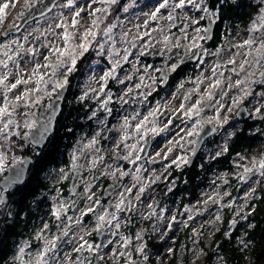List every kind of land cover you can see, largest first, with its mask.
Wrapping results in <instances>:
<instances>
[{"label":"flooded vegetation","instance_id":"1","mask_svg":"<svg viewBox=\"0 0 264 264\" xmlns=\"http://www.w3.org/2000/svg\"><path fill=\"white\" fill-rule=\"evenodd\" d=\"M4 0H0V2H3ZM9 1V0H8ZM6 0V2H8ZM61 0H58L53 9L46 13L43 16L38 17L37 19L30 21L21 28L20 31L14 32V29L18 27L20 19H16L19 12L24 11L25 13L29 10L23 9V3L20 1V3L17 4L16 8H10L8 18L5 21L2 28H0V33H5L3 36H0V42L7 43L10 40H17L20 41L21 44L28 43L29 45L35 41H37L39 38L43 36L49 35V29L44 28L43 31L38 29V26L40 25V22L46 21L50 18V16L54 13L57 6L60 4ZM238 1L243 0H213V4H216L217 7H219V14L218 18L214 19V23H210L208 19L200 21V27L209 29L207 33V39L202 40L201 42H198L201 44L202 49H206L209 53H212L216 50V48L224 49L222 60H220L218 57L214 55H204V52L201 50H194L197 52V54L194 56V61H186L182 62V58L185 55H188L190 53L186 52L185 45L187 43H191V40H184L182 44H179V47H176V36L177 33H180L182 35L192 37L195 35L194 31H191L186 28V31H181V29L184 27V22L181 20L170 22L169 25L168 22L164 19H161L159 21H149L148 24L145 26L142 22L136 23L137 29L139 30L140 35L134 39L131 40L130 36H127V39H122V50L117 51L116 49L113 50V55L110 56L109 53L107 58L99 55L94 56L91 53L88 54L85 53V56H83L76 65L75 72L72 75H69L68 77V84H67V91L63 98V102L61 105V110L59 115L57 116L54 132L49 137L47 144L42 147L38 148L33 145L25 146L24 151L21 152V159L16 161L15 163H11L12 165H18L25 160V158H31V164L29 171L26 175L25 181L22 185H16L13 184L8 190L10 192H14L16 188H20L24 186L28 179L30 178V175L33 173L34 167L38 163V160L40 159V155L44 154L48 148L50 147V144L52 142H55L59 136H61V124L64 120L69 119V121L74 120L78 127L75 131V135L73 139H68L66 146L67 150L65 153V160L64 162H69V159L67 157V153L72 151L78 144V138L80 137V133H82V136H91L94 137L97 141L94 145H90L88 148H84L81 152V156L84 151H86L85 160L83 163V169L86 171H89V175L85 178L83 181L82 179L78 180L77 184L74 188H71V182H72V176L68 179H65L61 183H58L56 180L55 188L50 187L48 184L45 188H42L39 190L40 197L42 199V206L43 209L41 210L42 217H40L39 222L37 223V220L33 224V230L31 231L30 235L23 239L22 241L29 242L31 247L30 249H27V257L28 259L31 257H34L35 253L41 248V242L36 240L35 237L37 233L42 228V225L44 223H47L49 225V232L47 235L49 237L53 235H60L63 231L64 225L71 224V230L69 232V236L66 238H63L60 241V259L63 260L65 254L72 253V249L76 246V240L75 237L79 235L78 230L80 225H75L74 220L77 217V214L80 213L81 209L84 207L87 199V195L92 194L93 200L99 199L100 204L94 206L96 209V212H103L105 208H108L109 212L114 211L113 207H110V205H114L116 203V197L119 195L120 191H123L124 188L131 187L129 186L130 181V175L123 177L122 179H109L108 177H105V172L109 170V166H111L114 162V158L111 157L112 150L115 151V149H111L116 144L121 143V138L124 137L125 131L123 129H115L116 126H118L120 123H122L125 118L128 120H132L133 117L135 118H141L142 115H147L148 113L159 107V112H157V115L155 119L157 120L158 125L163 126L167 123L169 119L172 120V124L170 126L176 125L178 122L184 120L182 119V116H180V113L177 112L174 109L172 98H178L186 91L190 90L191 84L193 82V76L194 71L200 72L204 71L202 66H206L208 62L216 64L217 62H222L227 54H229L232 51V48L230 45L226 44V37L227 31L234 30V28L229 27L230 18L223 16L221 19V6L224 4H237ZM246 1V0H245ZM254 1V0H251ZM250 0H247L248 3H253ZM11 2V0L9 1ZM38 2V0H37ZM129 0H118V4L115 5L117 9H122L125 5H127ZM212 0H208L207 4L211 5ZM255 5H262L259 0H256ZM12 3V2H11ZM135 3L139 5L141 2L140 0H135ZM253 4V6H255ZM134 7V5H133ZM192 8L191 6H188ZM113 8V7H112ZM256 9V6H255ZM111 10V9H110ZM109 10L108 15L105 17L104 22L100 25L101 30L107 26L109 23L113 22L114 19V13ZM255 12V10H254ZM252 17V16H251ZM250 17V19H251ZM23 18V17H22ZM136 18V17H135ZM134 17H129L128 21L125 23H129L131 20L135 19ZM111 19V20H110ZM249 19V20H250ZM248 20V21H249ZM167 24V25H166ZM171 24H175L174 27L171 26ZM9 25H14L11 29H9ZM154 26L155 28V34H161L162 28L168 26V28L165 30V37L169 39L172 37L174 44L169 47L165 48L160 43L158 44L156 41L150 40L146 45L143 44V41H146L150 37L143 36L142 32H146L148 28H151ZM124 25L120 26L117 25L116 28L113 29L112 32V38H120L119 32L122 30ZM152 29V28H151ZM239 30L241 28H238ZM7 30V31H6ZM237 30V29H236ZM169 34V35H168ZM203 35V33H201ZM151 35V34H149ZM163 36V35H162ZM24 37H27V40L24 41ZM99 38H106L103 36H98ZM139 37H143V39H139ZM165 37H163V43L165 40ZM129 39L131 41H129ZM135 43V47L132 46V44ZM144 45V46H143ZM15 48V47H14ZM125 49L127 50L128 59L127 61H124L121 59L125 55ZM26 50V49H25ZM157 50V52L153 51ZM118 53L119 55H115ZM143 53V54H141ZM23 54H27L26 51H21L19 53L9 52V55H12L15 57V60L18 59L19 56H22ZM29 57H35L36 53L27 54ZM0 57H4V60L7 59L0 51ZM201 57H203V63L200 62ZM120 59V66L117 68L116 77L114 79L110 78L105 85V94L108 93L109 96V102L104 104L103 106L99 105L98 98L101 96L99 93L96 94V96L87 95L85 96L82 101L80 100L81 96H84V94L88 90L89 82H90V74L91 73H98L95 77L92 78V81L95 82L96 80L99 81V77L103 74L104 71H107L112 66V61ZM3 60V59H1ZM13 62V61H9ZM81 62H84V64H87L90 62L89 66H85L84 68L81 67ZM97 64V66H95ZM171 64H177L178 67L175 71H171L170 65ZM98 68V69H97ZM95 69V71H94ZM157 69L160 70H167V74L162 77V74L160 71H157ZM149 71H152L153 76L151 77V80L148 81V74ZM130 77V79H129ZM141 77H143V80H141ZM96 79V80H95ZM146 79V82L144 80ZM120 80H123L124 83H119ZM136 85H140L139 88L136 87ZM131 89V91H128ZM128 93L125 95V93ZM221 89L217 88L215 91V95H220ZM100 95V96H99ZM139 95V97H137ZM57 96L56 93H53L51 98H48V102L46 105H41L39 107V111L41 108L44 110H49L51 108L52 100ZM251 97L246 98L244 103H241L239 106L246 108L247 112L250 114V117L243 121H249L251 116L253 115L252 110L249 107L250 99ZM167 97V100L164 98ZM220 97V96H219ZM101 98V97H100ZM138 100V101H136ZM126 101V102H125ZM70 108H73L75 111L74 113H71L72 116H69ZM239 108V109H240ZM238 109V110H239ZM233 113L235 112L236 116L238 117V110L234 109ZM93 113H95V116L93 117ZM39 114V113H38ZM139 114V115H137ZM163 114V115H161ZM96 120V121H95ZM238 120L239 117H238ZM242 121V120H240ZM95 122V123H94ZM246 123V122H245ZM74 125V124H73ZM73 125H68L70 128L69 130H73ZM76 126V125H75ZM68 130V131H69ZM217 132V131H216ZM216 132L210 136L204 143V145H207L211 142V139L214 137ZM99 133V135H97ZM150 137L149 140H154L155 142L150 147L148 154L145 159L143 160H137L138 163H145L149 160V157L153 153V149L157 147L158 144L161 143V139L158 135H153L151 133L148 134ZM26 142V141H25ZM146 138L144 140L143 146H141V152L143 147L145 146ZM25 144V143H24ZM121 145V144H120ZM202 146V148H203ZM200 149L199 154L197 157L193 160L192 164L188 166V163L180 166L177 168L176 165L168 164V162H172L174 160L172 157H167L165 159V162H161L164 165V169H167L170 171H175L178 173L179 171H183V169L191 168L199 161V156H201ZM38 154H37V153ZM177 151H173L172 155H175ZM37 156H35V154ZM178 153V152H177ZM193 152H188L187 149L184 151V155L187 157H191ZM141 154V153H140ZM81 156L77 159L81 158ZM140 156V155H138ZM101 158L102 161H101ZM172 158V159H171ZM97 161L96 166L92 167V162ZM166 165V166H165ZM162 167V166H161ZM96 169V172L93 177V171ZM121 170H127L128 169V163H122L120 166ZM7 174V172H6ZM4 175V177L6 176ZM73 174V172H72ZM167 175V173H166ZM3 177V178H4ZM178 177V176H177ZM2 180V179H1ZM142 183V182H141ZM119 184V189L110 187L111 185ZM137 185V190L140 186V182L135 183ZM159 186V185H158ZM85 187H90V191L86 193L84 191ZM113 189V190H112ZM7 190V191H8ZM112 190V191H111ZM136 189H133V193L137 191ZM3 191V190H2ZM111 191L110 195L108 197H105V192ZM146 192L144 191L142 193V199L138 201L139 203L137 206L132 209L131 211H125L117 213L118 217H123V219H120V231L116 235H111L110 230L105 227L103 230L102 235H98L97 233L93 232L91 236H88L89 242L93 244H107L108 240H112L113 244L109 245L107 248H102L99 250V254L104 256V264H112V261L109 259L111 256L112 250H118V251H124L123 249L119 248V236H128L131 238V245L128 248L129 252L133 253L134 259H139L134 251L135 245L137 241H135V234L137 232H142V235L144 237V242L147 244L146 250L148 251V242L149 241V226L147 224V219H143V215H139L137 211H139V207L143 205V202L146 197ZM127 195V194H126ZM155 195V194H154ZM55 199H52V198ZM132 198V196L129 197V200ZM129 200L125 201V204L129 203ZM53 201V205L50 203ZM73 201H75V205H73ZM64 203L66 206L65 212L61 213V219L56 220L54 216H52V211L54 208H58L60 203ZM143 210V208H142ZM49 213V215L46 217V214ZM92 214L95 216L96 213H89L83 218V221H85L86 224L92 225L95 221V218L92 216ZM73 217V221L70 222L67 218ZM60 225V228L58 229L56 225ZM114 231V230H113ZM81 235V234H80ZM25 240V241H24ZM71 240L72 243H69L68 241ZM117 240V243L115 242ZM110 250L109 256L105 254V250ZM74 259L85 261L86 264H89V261H91V264H94V259L96 255L93 253H79V254H73ZM84 262V263H85ZM120 264H124L123 259L120 260ZM150 264H156V258L150 257Z\"/></svg>","mask_w":264,"mask_h":264},{"label":"rangeland","instance_id":"2","mask_svg":"<svg viewBox=\"0 0 264 264\" xmlns=\"http://www.w3.org/2000/svg\"><path fill=\"white\" fill-rule=\"evenodd\" d=\"M8 1V0H7ZM10 1V0H9ZM8 1V2H9ZM22 1V0H20ZM39 1V0H38ZM139 1V0H138ZM208 0H205V3L207 4ZM235 1V0H234ZM247 1V0H246ZM251 1V0H250ZM3 2H6L4 0ZM12 3H17V0H11ZM64 0L60 1V4L63 3ZM140 4L137 5L135 3V0H129V3H132L134 7L130 8L127 13H125L122 9H117L115 6H112L113 8H110L109 10L113 12L114 19L113 22L116 25H124L122 30L119 32V37L120 38H112L109 40L104 47V53L102 56L106 57L108 56L107 53H109V50H117L120 51L122 50L123 44H122V35L123 33H128L130 36L131 40H134V38H137L141 32L137 29L136 23L139 22L138 19H140V22H144V20L147 19V13L150 11L154 10L153 6L157 4L158 0H140ZM92 0H74V4L78 5L79 8H83L84 11L81 14V17H78V26L76 29L71 28V16H72V10L62 8L59 5L57 6L56 10L54 13L50 16V18L46 21L40 22V25L38 26V29L43 31L44 28L49 29V35L48 36H43L39 38L37 41L31 43L30 45L28 43L23 44L24 49H32L34 53H36L35 57H29L27 54H23L22 56H19L17 60H15V64L19 65L21 71L27 76V74L30 72L31 68L37 64H43L44 63V56L50 55L49 49L53 45H59L62 44V41L59 39V34L62 33L63 29L56 28L57 23H64L68 25L69 31H76V32H82L85 27L88 26L90 23V17L88 16V12L91 10L89 8H86V4H91ZM257 2L256 0L253 1V4L255 5ZM18 4V3H17ZM127 4V5H128ZM125 5V6H127ZM256 9L255 12L252 13L251 19L247 22V25L242 27L240 30H228L226 37V44L230 45L232 48V51L226 55L224 60L220 63H226V61L232 56L233 54L235 55V60L236 64L235 65H226L225 67H221L217 70L218 74L219 72H223L224 76L221 77L223 83L221 87V93L220 97L218 95H215L216 89L213 90V99L211 101L205 99L203 101V111L201 112L200 117H193L192 120H187L186 117H183L182 113H180V116H182V121L178 122L174 126H170L163 131H159L158 133H152V132H147V134H144V129H151L152 125V120L154 119L153 117H149L147 121L144 122V128L141 130L140 133H137L135 131L137 123L144 121V117L147 115H142L141 118H135L132 120H128V127L125 129L122 127L124 124V121L120 123L118 126L115 127V129H123L125 131L124 137L127 136L126 139H124L123 143H119L111 147V149H115V151L112 150L111 152V157L114 158V162L111 165L112 167L109 168L107 172H111L113 168L121 166V164L128 163V169L125 170L126 172L129 173L130 175V181H129V186L138 183L136 180L133 179L134 175H137L136 170L140 169V172L138 173L140 177V183H148L149 186L145 189L146 192V197L144 199L143 205L140 206L137 211V213L141 216L142 214H149L152 209H149L148 205L151 204L153 208L156 211V215L152 216V225L150 227V232H153L154 234H158L159 232H163L166 234L167 232L170 231V229L174 226V229L176 226L177 220H181L183 223H192V228H193V235L196 238H203L205 240H208L209 238L212 237L213 233H216L220 227L225 228L224 233H228L230 230H232L236 224V218L239 216H242L243 214H248L249 211L252 209L251 201L256 200L258 198L259 194H264V176H261L258 172L255 174H249V178L247 179L246 182H241L238 179V176L240 173L243 172L244 167H251V161L252 160H261L264 159V95H260V93H264V84H253L251 87V95L253 94L252 98L250 99L249 107L252 110L253 115L251 116L249 121H240L238 120V117L236 116L234 109L238 110L240 106H236L233 108L232 112H228L227 108L232 105V99L233 97L236 96H241L242 100L241 103H244L246 98L251 97V95H248L247 97H243V93L236 88L235 86L229 87V77L231 78V83L234 85L235 81L240 78L242 79L245 73H241L239 77H237L231 69L233 67L236 68V71H239V63L244 59L243 53L249 51L248 49H237L233 47L235 44L241 43L244 39L248 38V32L247 29L250 27V23L253 20V18L257 15L259 9L261 7H264L262 5H255ZM94 8H99L102 7L101 4L95 3L92 5ZM79 8L77 10H79ZM185 13L190 16V17H195L202 15V13L197 12L193 8H186ZM168 10H162V15L166 16ZM219 7L215 8V17L214 19H217L219 16ZM99 15V14H98ZM129 17H136L134 20H131L129 23H125L128 21ZM111 20V19H110ZM167 21L166 19H164ZM151 21V20H150ZM169 25V21H167ZM184 22V21H183ZM166 24V25H167ZM185 24V22H184ZM101 28V27H100ZM152 28V29H151ZM151 28H148L146 31L147 33L151 35H147V37H150L146 41H143V44H147L152 41H156L158 44L160 43L163 45L165 48L171 47L174 42L172 37H170L167 40H164L163 43V37H165V30L168 28V26L160 29L161 34H155V28L152 26ZM188 29L191 31H194L193 27L189 26ZM144 31L142 32L144 36ZM178 35L176 36V42L178 41L179 44H182L185 40L184 35L177 33ZM169 35V34H168ZM97 39L101 42L104 40H107L106 38H99ZM129 39V41H131ZM25 41V39H24ZM202 40L198 41L201 42ZM20 44L21 42L18 41ZM47 45V47H45ZM144 46V45H143ZM13 51L16 48V45L11 46ZM15 47V48H14ZM91 53L94 56H99L96 51V44L95 42L93 43V46L89 49L88 54ZM85 56V55H84ZM82 57L79 58V60ZM3 59L4 57H0V60ZM78 60V61H79ZM249 60L251 62V57H249ZM55 61V57H52V62ZM77 61V62H78ZM81 67L84 68L85 66H89L90 62L87 64H84V62H81ZM9 66L13 67V62H9ZM78 66V65H77ZM97 66V64H95ZM215 66L214 63L208 62L206 66H202L204 71H201L200 74L199 72L194 71V76H193V82L191 84L190 90L184 92L181 94L180 97L172 98L173 106L174 109H178L179 105L183 102L185 103V107H190L197 99L200 98V96L203 95V90L208 86L209 83L212 81L208 79L209 77L212 76V68ZM98 69V68H97ZM252 70L249 65H246V71ZM2 71V69H0ZM45 71L44 69H41V72ZM95 71V69H94ZM264 71V68H258L257 71V76H259V72ZM13 72H15V68L13 67ZM75 72V71H74ZM73 72V73H74ZM71 73L70 75H72ZM98 73H91L90 74V82L87 90V95H92L96 96L97 93H99L100 97L98 98L97 101H99V105L103 106L105 101H109V96L108 93L105 94L104 92H100L99 88L102 82H98L96 79L95 82L92 81V78L95 77ZM149 76L148 81L151 80V77L153 76L152 71H149ZM70 77V76H68ZM62 78V77H61ZM199 78V79H198ZM15 80V75L10 77V82H14ZM200 80L203 82L201 83ZM146 82V79L144 80ZM199 85V95L194 93L192 90ZM24 86L21 85L17 90H15L13 93H9L10 98H14V95L19 94L20 91H23ZM92 89H96V91H92ZM3 92V89H0V93ZM188 95L190 97L189 100L185 101V96ZM89 97V96H87ZM139 97V95L137 96ZM223 97L221 100L220 98ZM86 98V97H85ZM167 100V97L164 98ZM81 100V99H80ZM82 101V100H81ZM138 101V100H136ZM217 101L219 103L225 105L223 109H221V114H220V119L223 120L224 116H228V122L226 124H223L222 127H217L215 124H210L214 127H217V132L214 135V137L211 139V142L207 145H204L201 151V156H199V161L198 164H201L202 166L210 164V161H213L211 157L215 156V153L218 151H222L223 146L226 144L227 147L229 148L231 142H233V137L242 131H246L248 134H251L252 136L257 135L256 139V147L254 146V149L252 148V153L251 155H244L242 153L236 152L235 154L231 155L230 157V168L229 170H224L220 171L218 176H211L210 180H208L209 183V189L205 192L202 193L201 198L197 201H191L189 204H186L182 206V211H180L178 218L173 220V217H175V211L169 210L166 208L162 200L154 198V194L158 191V185H162V182L164 180V177L166 176V170L164 169V165L161 162H165V154H167V157H172L173 159L176 158V156H185L184 151H181L179 146H174L173 144H170L169 141H175L179 139L177 136V133L180 132L181 129H187L191 126V124L197 120L201 119L203 120L204 126L207 124V118L209 116L215 115V108L219 107V104H217ZM48 102V98H44L40 104L32 106L30 109H25V108H20L18 109V114L15 117L17 121H19L22 125L25 117L21 114L24 112H28L29 116L27 117L29 120L33 122V128L31 130L24 129L23 127L20 128H13L12 131H17L20 133H24L25 131L28 132V138L31 132L35 129L36 124H37V118H38V113H39V107L41 105H46ZM0 103H2V95H0ZM240 103V104H241ZM260 109L259 112L256 111V109ZM156 120V119H155ZM96 121V120H95ZM248 122V123H245ZM95 123V122H94ZM164 126V125H163ZM163 126L158 125L157 120H156V127L157 128H163ZM151 133L153 135H158L161 139V143L157 145L153 149L152 155L149 157V160L146 161L145 163H138L137 160H135V157L137 155H140L141 153V146L144 144V140L146 137H148V134ZM229 133H234L231 137H229ZM183 134V133H181ZM82 133H80V137L78 138V144L77 146L67 153V157L69 159V162L67 163L66 167H62V165L57 166L51 173L46 174V178L50 177L52 179L51 184L53 185V189L55 188V180L58 183H61L62 181L65 180L64 176L66 175L67 178H70L72 176V168H71V163H72V156L75 155L78 158L81 156V152L84 148H88L91 145L92 138L91 136H82ZM122 137V138H124ZM121 138V139H122ZM190 139H197V137H192ZM263 139L262 145L260 147V150L257 152V146L260 143V140ZM25 141L23 135L20 136H10L8 140L5 141H0V152H3L5 155V168L3 171H0V180L3 179L4 175L8 171L9 167L13 166L11 163L13 162V157L16 158V161L21 159V152L24 151L25 148ZM183 143V142H182ZM121 144V145H120ZM136 144L137 149L133 150L130 146ZM119 145V147H117ZM127 145V147H126ZM87 146V147H86ZM172 147V152L177 151L175 155H172V152H168V148ZM185 149H188L190 146L185 144ZM131 151L133 153L132 157H130V160H135V163H131L129 161L120 159L119 157L125 156L128 154V152ZM190 152V151H188ZM37 153V152H36ZM35 156H37V154ZM159 153L160 155H157ZM224 154V153H223ZM226 154V153H225ZM222 155H220L221 157ZM171 158V159H172ZM217 158V157H216ZM77 164V161H76ZM168 164H172V162H168ZM185 164H181L183 166ZM162 166V167H161ZM166 166V165H165ZM179 168V167H177ZM63 170V172L61 171ZM84 171H86L84 169ZM52 174V176H51ZM128 176V175H127ZM159 176L160 179L156 180L154 183L151 181L155 180V177ZM105 177H108L109 179H121L119 175H117L115 178L105 175ZM225 180L227 183H225ZM172 188V185H171ZM170 188V189H171ZM137 190V188H135ZM164 191V188L162 192ZM0 192H2L0 188ZM136 192V191H135ZM169 192V189H166L164 194H167ZM224 193H227V195H224ZM4 197H5V205L0 206V221L2 218L6 217L8 222H12L13 220V208L10 205L9 202V194L10 190L3 192ZM92 195V194H89ZM88 196V195H87ZM93 196V195H92ZM118 197V196H117ZM116 197V200H117ZM208 197H213V200H208ZM52 198V197H51ZM142 199V194L140 196ZM53 199V198H52ZM143 200V199H142ZM215 200H218L219 203L214 202ZM207 201V203H205ZM130 202L137 206L139 203L136 199L135 196L132 195V198L130 199ZM51 204L53 203L50 202ZM53 205V204H52ZM54 206V205H53ZM88 206L94 207L96 206L92 201L87 200L84 207L80 210L81 212L85 211ZM143 208V210H142ZM229 208V210L227 209ZM227 209V210H226ZM226 211L229 212V222L225 221V217H227ZM81 212L77 214L76 218H79L81 216ZM206 213V214H205ZM49 215V213L46 214V217ZM92 216L95 218V216L92 214ZM147 216V215H143ZM163 218H160V217ZM85 217V216H84ZM83 217V218H84ZM191 217V219H189ZM120 219H123L121 216ZM96 220L93 222L92 225L86 224L85 221H83V224L79 226L78 233L79 235L82 234L81 232V227H84L87 230H91L94 225H95ZM115 223V222H114ZM180 223V222H178ZM107 228L110 230V234L113 235V230L114 228L110 229L108 226ZM161 237H164L163 235ZM88 236L86 239L88 240ZM173 239V238H172ZM25 241V240H24ZM89 241V240H88ZM197 241V240H196ZM195 241L194 244L189 246V258H188V263L187 264H202L203 258H204V252L205 250L202 249V247ZM23 241L19 242L17 239L14 244V249L12 252L11 257L13 258L14 254L17 252L18 246L22 243ZM117 243V240L115 241ZM91 243V242H90ZM170 244L162 250V253L157 255L158 260H156V264H166L167 260L170 258L171 254V249H170ZM147 251V250H146ZM83 253H90L87 250L82 251ZM110 250H105V254L109 256ZM178 258L176 260V264H182L183 260V252L181 250H178ZM149 256H151L150 252L147 251ZM197 253H200V255L197 257ZM91 254V253H90ZM185 257V256H184ZM25 260H28L27 257V250L25 254ZM82 261V260H81ZM201 261V262H200ZM218 257L214 259V262L218 264ZM83 262V261H82ZM85 262V261H84ZM83 264H86V262Z\"/></svg>","mask_w":264,"mask_h":264},{"label":"snow or ice","instance_id":"3","mask_svg":"<svg viewBox=\"0 0 264 264\" xmlns=\"http://www.w3.org/2000/svg\"><path fill=\"white\" fill-rule=\"evenodd\" d=\"M37 0H22L23 9L26 11L28 9L34 8ZM40 3H43V0H39ZM218 2V0H217ZM261 4H264V0H260ZM17 3H20V0H17ZM17 3L11 2H0V28L3 27L5 21L8 18L9 9L16 8ZM99 3L102 7L94 8L93 4ZM118 4V0H92L91 4H86L85 7L91 9L88 12V16L90 17V23L87 27L84 28L82 32L69 31L68 25L64 23H57L56 28L63 29L62 33L59 34V39L62 41V44L53 45L50 49V55L44 56V63L35 64L30 72L25 76V74L21 71L19 65L15 64V57L9 55V52L13 51L12 45H16L15 52L19 53L21 51H26L28 54H32V49H24L23 45L20 44L17 40L13 39L8 41L7 43L0 42V51H2L3 55L7 57L5 60H0V89H3V92L0 93L2 95V103H0V141H7L10 136H20L23 135L24 139H28V132L20 133L17 131H12L13 128L23 127L24 129L31 130L33 128V122L29 120L27 117L29 116L28 112L21 113L25 119L21 125L19 121L15 119L18 114V109L25 108L30 109L34 105H38L44 98H51L53 93L59 94V91L64 89L68 84V76L73 73L76 69L77 61L80 57H83L85 53L89 51V49L93 46V43L96 44L97 54L103 55L105 44L112 39L113 29L117 27L114 23H109L102 30L100 25L104 22L105 17L109 13V9L112 6ZM62 8H66L72 10L71 16V28L76 29L78 26V17H81L83 8H79L78 5L74 4V0H64L63 3L59 5ZM191 6L197 12L202 13V15L190 17L185 13V9ZM133 7L132 3H129L127 6L123 7V11L127 13L130 8ZM216 4H206L205 0H158L157 4L153 6L152 11L147 13V19L144 20V25L146 26L148 22L151 21H159L161 19H166L169 22L181 20L184 21V27L181 31H186V28L191 26L194 29L195 35L192 37L185 36V40H191V43H187L185 45L186 52L191 53L193 56L197 54L194 50H201L204 52V55H214L222 60L223 57V49L216 48V50L212 53H209L206 49H202V46L198 41L206 40L207 33L209 29L200 27V21L208 19L210 23H214L215 17V8ZM79 8V10H77ZM167 9V15L163 16L162 10ZM25 12H19L16 19H20L24 16ZM99 14V15H98ZM172 27L175 24H171ZM14 27V25H9V29ZM7 31V30H6ZM248 38L244 39L241 43L233 45V47L237 49H248L249 51L243 53L244 59L239 63V71H236V68L233 67L231 71L239 77L241 73H245L242 79L238 78L234 85L231 83V78L229 77V87L235 86L242 93L243 97H247L251 95V87L253 84L259 83L264 84V71L259 72V76H257L258 68H264V7H261L257 13V15L253 18L250 23V27L247 29ZM203 33V35L201 34ZM5 33H0V36H3ZM145 36L149 35V33L145 32ZM98 36L107 37V40L103 42L97 39ZM128 33H123L122 39H127ZM27 40V37H24ZM136 39V38H134ZM139 39H143V37H139ZM167 40V37H165ZM135 47V43L132 44ZM179 42L177 41L176 47H179ZM47 47V45H45ZM143 54V53H141ZM109 55L112 56V50H109ZM115 55H119L116 53ZM235 55L233 54L226 61V63L217 62L215 66L212 68V76L209 77L212 82L208 84V86L203 90V95L200 96L199 99L195 101L190 107H185V103H181L179 108L176 109L177 112L182 113L183 117H186L187 120H192L193 117H200L201 112L203 111V101L205 99L211 101L213 99V90L221 87L223 81L221 77L224 76L223 72H217V70L221 67H225L226 65H235ZM52 57H55V61L52 62ZM251 57V62L249 60ZM122 60L127 61L128 55L127 50L125 49V55L121 57ZM183 59V58H182ZM9 61H13V67L15 68V72H13V67L9 66ZM200 62L203 63V57H201ZM246 65H249L252 70L246 71ZM120 66V59H116L112 61V66L109 70L104 71L103 74L99 77L98 82H102L99 88L100 92H104L105 85L107 84L110 78L114 79L116 77L117 68ZM177 64H171V71H175L177 69ZM41 69L45 71L41 72ZM162 77L167 74V70H160ZM15 75L14 82H10V77ZM62 77V78H61ZM130 79V77H129ZM199 79V78H198ZM143 80V77H141ZM202 83L203 81L200 80ZM119 83H124L123 80H120ZM21 85L24 86L23 91H20L19 94L14 95V98H10L9 93H13L17 90ZM137 88L140 85H136ZM92 91H96V89H92ZM128 91H131L129 89ZM194 93L199 95V85L192 90ZM87 92L84 96H81L80 99L83 100L85 96H87ZM128 93L126 92L125 95ZM260 95H264V93H260ZM185 101L189 100L190 97L188 95L185 96ZM221 100L223 97L220 98ZM242 100L241 96L233 97L232 105L227 108L228 112H232L233 108L240 105ZM109 101H105L104 103H108ZM126 102V101H125ZM219 107L215 108V115L209 116L207 118V124H215L217 127H222L223 124L228 122V116H224L223 120L220 119L221 109L225 107V105L219 103ZM264 107V105H262ZM257 112L260 109H256ZM159 112V107L154 109L153 111L148 113V116L144 117V121L137 123L135 131L140 133L144 128V122L148 120L149 117H153L152 127L151 129H144V134L147 132L158 133L159 131H163L168 128L169 125L172 124V120L169 119L166 124H164L163 128L156 127L155 117ZM93 117L95 113L92 114ZM139 115V114H137ZM163 115V114H161ZM135 119V117H133ZM204 121L201 119L195 120L191 126L187 129H181L177 136L179 139L175 141H169L170 144L174 146H179L181 151H185V144L190 147L187 151L195 152L197 150L196 145L198 140L190 139L192 137H199L201 131L203 130ZM125 129L128 127V119L125 118L124 124L122 125ZM216 128H213L211 131H215ZM45 131L47 129L45 128ZM183 133V134H181ZM234 133H229V137H231ZM99 135V133H97ZM43 133L37 139H42ZM127 136L121 139V143L124 142ZM97 141L95 138L92 139L91 144L94 145ZM183 142V143H182ZM87 147V146H86ZM119 147V145H117ZM127 147V145H126ZM133 150L137 149V145L133 144L130 146ZM172 147L168 148V152H172ZM228 151V147L225 144L222 148V151H218L215 153V156L211 157L215 159L216 157L226 153ZM133 153L131 151L128 152L127 155L119 157L120 159L129 161L131 163H135V160H139L140 157L137 155L135 160H130ZM157 155H160L157 153ZM165 159H167V154H165ZM78 157L72 156L71 168L73 173L77 170V161ZM103 158H101L102 161ZM5 155L3 152H0V171H3L5 168ZM13 162H16V158L13 157ZM189 162V157L187 156H176L174 160H172V164L180 167L181 164H187ZM22 163V161H21ZM97 161L92 162V167L96 166ZM251 167H244L243 172L239 174L238 179L241 182H246L249 178V174L259 173L261 176H264V159L259 161L252 160ZM112 167V166H109ZM167 170V169H165ZM63 172V170H61ZM137 175L133 176V179L137 182L140 181V177L138 173L140 169L136 170ZM105 175H109L115 178L117 175L122 179L123 177L129 175L128 172L121 170L119 167L113 168L111 172L103 173ZM22 173L18 172L13 177H11L8 181V184L5 185L4 190L0 192V206L5 205V197L3 192H6L12 184H16L19 182ZM66 179L67 176L65 175ZM160 177H155V180L151 181L154 183L156 180H159ZM225 183L227 181L225 180ZM149 186L148 183H140L138 190L133 193V189L137 187L136 184H133L131 187L124 188L123 191L119 192L116 203L114 205H110V207L114 208V211L109 212L108 208H105L103 212H96L94 207L88 206L85 211L81 212V216L79 218H75V225L83 224V217L88 215L89 213H96L95 215V225L91 230H87L84 227H81V235L75 237L76 246L72 249V253L65 254L64 259H60L59 249H60V241L63 238L69 236V232L71 230V224L64 225L63 231L60 235H53L49 237L47 233L49 232V225L44 223L42 228L37 233L35 239L41 242V248L35 253L34 257L25 260L26 250L30 249L31 245L29 242H22L17 249V252L13 256V264H83L82 261L78 259H74L73 254H79L82 251L87 250L90 253L96 255V258L100 261L104 260V256L99 254V250L102 248H107L109 245L113 244L112 240H108L107 244H93L90 243L86 237L91 236L93 232L98 235L103 234V230L106 226L110 229L114 228L113 235H116L120 231V217H118L117 213L131 211L135 208V205L132 204L129 200V197L134 195L137 201L140 200L141 194L145 191V189ZM117 189H119V185H115ZM171 190V189H169ZM84 191L88 193L90 191V187H85ZM127 194V195H126ZM227 195V193H224ZM55 199V198H53ZM87 199L92 201L95 205H99V199L93 200L92 195H88ZM129 200L128 204H125V201ZM208 200H213V197H208ZM214 202L219 203L218 200ZM207 203V201H205ZM75 205V201H73V205ZM149 209L152 211L147 215L143 216V219H150L152 216L156 215V211L151 204L148 205ZM66 206L64 203H60L58 208H54L52 211V216L55 217L56 220L61 219V213L65 212ZM160 218H163L162 216ZM70 222L73 221V217L67 218ZM191 219V217H189ZM175 220V217H173ZM115 222V223H114ZM59 229L60 225H56ZM119 248L124 251L112 250L111 256L109 259L112 261V264H120V260L123 259L124 264H150V256L146 251L147 244L144 242V237L142 232H137L135 234V241H137L134 251L136 256L139 259L133 258V253L128 251L129 246L131 245V238L128 236H119ZM72 243L71 240L68 241ZM200 253H197V257ZM91 264V261H89ZM194 264V262H193Z\"/></svg>","mask_w":264,"mask_h":264},{"label":"trees","instance_id":"4","mask_svg":"<svg viewBox=\"0 0 264 264\" xmlns=\"http://www.w3.org/2000/svg\"><path fill=\"white\" fill-rule=\"evenodd\" d=\"M211 3L213 4V0ZM220 9L221 19L226 15L232 21L229 27L236 30L247 25L255 6L253 3L243 0L234 5L224 4ZM74 111L73 108H70L69 116H72L71 113ZM68 125H73V130H69L70 126ZM77 127L78 124L74 120H64L61 124V136L50 144L49 150L40 155L28 182L24 186L16 188L14 192H10L9 202L13 208V220L9 223L4 217L0 221V264H13L11 255L16 239L21 242L27 238L33 230L34 222L37 220L38 223L42 217L43 206L39 190L48 184L50 187L53 186L50 174L48 178L45 177L46 174L51 173L59 165H66L64 162L66 143L68 139H73ZM256 136H252L244 130L233 137V142L226 154L218 156L210 161V164L202 166L197 163L189 169L185 167L178 173L169 170L164 180L161 181L162 185L159 184L154 198L162 200L169 210H176L174 216L177 219L182 211V206L199 200L202 193L209 189L208 180L211 176H218L220 171L229 170L231 155L236 152L247 156L251 155L252 148L254 149L256 145ZM262 141L263 139L257 146V152L260 150ZM163 188V192L166 189L171 188V190L164 194ZM251 205L252 209L248 214L236 218V224L232 230L225 234L224 226L220 227L208 240L196 238L193 235L192 223H183L181 220H177L180 223L176 222L175 224H180L179 226H176L175 229L173 226L166 234L163 231L156 235L149 230L150 239L147 242L150 257L158 260L157 255L161 254L169 243L171 254L166 264H176L178 250L183 252L182 264H187L189 246L197 240L196 242L205 250L202 264H216L214 262L216 257L219 259L218 264H264V194H259L256 200L251 201ZM227 209L229 210V208ZM226 214L225 221L229 222V212L226 211ZM152 220V217L147 219L149 229ZM162 235L164 237H161Z\"/></svg>","mask_w":264,"mask_h":264},{"label":"water","instance_id":"5","mask_svg":"<svg viewBox=\"0 0 264 264\" xmlns=\"http://www.w3.org/2000/svg\"><path fill=\"white\" fill-rule=\"evenodd\" d=\"M57 1L58 0H43V3H40L39 1L36 2L35 7L29 9L24 14L23 18L20 19L19 25L17 28L14 29V32L20 31L21 28L24 26V24H26L30 21H33V20L37 19L38 17L43 16L46 13L50 12L53 9V7ZM153 51L157 52V50H153ZM223 52H224V49H223ZM194 60H195V57L190 53L188 55L183 56L182 62L194 61ZM66 91H67V87H65L64 89L59 91V94L52 100L51 108L49 110H44L43 108L40 109L39 114H38V118H37L36 127L31 132V134L29 135V138L25 142V146L33 145L35 147L42 148L47 144L49 137L54 132L55 122H56L57 116L60 113L61 105L63 102V98L66 94ZM238 117L240 120L243 121V120L248 119L250 117V114L247 112L246 108L241 107L238 110ZM45 128L47 129V131H45ZM213 128H216V130L211 131ZM216 131H217V127H214L210 124H206L205 126H203V130L201 131L200 136L197 137V139H196V140H198V143L196 145L197 150L194 153H192L191 157L189 158L188 166H190L192 164L193 160L199 154L200 149L203 146V143L210 136H212ZM41 133H43V138L38 139V142H37V139H34V138H39L41 136ZM149 139H150L149 136L146 137L145 146L142 149V152L139 156L140 157L139 160H143L146 158L150 147L155 142L154 140H149ZM85 155H86V151L83 152L81 158L78 160L76 172L72 174L71 188L75 187L78 180L82 179L84 181L85 178L90 173L89 171H84V169H83V163L85 160ZM31 161H32L31 158L28 157V158H25V160L22 163L9 167L6 176L2 180H0L1 190H4V187L6 184H8L9 179L11 177H13L18 172L22 173V175H21L19 182L16 183V185H22L24 183L26 175L29 171ZM95 172H96V169H94V171H93V177H94ZM115 185H117V184H115ZM115 185H111L110 187L116 188ZM11 186H9V188ZM111 191L105 192V197H108L110 195ZM94 264H104V260L100 261L95 257Z\"/></svg>","mask_w":264,"mask_h":264}]
</instances>
